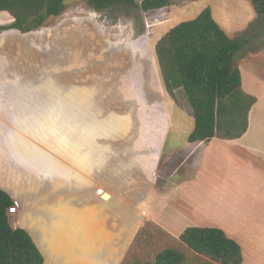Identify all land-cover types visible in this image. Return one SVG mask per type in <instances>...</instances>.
<instances>
[{"label": "rangeland", "instance_id": "rangeland-1", "mask_svg": "<svg viewBox=\"0 0 264 264\" xmlns=\"http://www.w3.org/2000/svg\"><path fill=\"white\" fill-rule=\"evenodd\" d=\"M207 8L212 10L214 18L230 38L248 40L237 58L246 84H264V23L262 28L259 27V16L251 0L177 1L170 7L143 14L144 32L141 35H137L135 24L128 16L117 18L116 12L97 13L83 0H70L64 15L28 34L3 29L11 26L14 20L9 13L0 12V86L8 83L11 88L10 96L5 94L6 106L10 109V128L0 126V187L17 203L12 216L13 226L22 227L33 236L45 256L44 264H154L156 256L166 248L183 252L186 255L183 264L210 261L149 219L146 206L140 207L138 221L131 230L124 222L120 226L116 218L113 223L108 220V230L122 232L120 251L94 254L79 249L87 244L83 233L89 232L77 227L75 236L68 227L67 217L70 212L83 218L81 202L67 189L55 190L56 183L73 180L75 173L87 178L96 189H103L96 183L98 175L82 170L90 148L87 142H90L82 136V129L71 127V117L58 114L56 134L51 126L43 129L35 122L44 115L50 119L53 114L48 108L49 103L43 109L36 107V96L41 95L44 102L47 97V93L35 91L36 88L45 84L69 88L76 104L92 101L91 113L104 123L106 133H98L99 138L92 142L97 145L99 140H106L108 147H117L119 140L115 138L124 132H135L137 128V116L134 110L124 106L119 91L122 83L131 89L132 78L125 75L131 71L130 66H136L140 53L145 58L147 77L153 78L151 66L153 60L157 63L158 42L171 29L195 19ZM257 69L262 72L263 75L258 73L261 77L256 76ZM134 77L136 81L138 76ZM260 91L258 97L264 98V90ZM176 101L183 113L181 119L185 125L181 127L186 132L190 119L191 125L195 126L193 110L183 90L177 91ZM178 115V111L173 112L174 133L182 134ZM147 118L142 116L144 131L150 125ZM21 119H30L31 125H20ZM10 129L20 132L25 139ZM79 142L86 151L73 148ZM209 149L200 159V187L210 198L188 200L183 208L186 220L200 227L220 228L227 235L236 233L252 264H264V168L252 160L248 164V154L240 150L235 155L231 151L233 160L228 154L220 155L218 165L222 171L216 172L212 167L216 155ZM230 161L235 170L226 167ZM54 174L56 177H51ZM185 191L194 196L192 189ZM99 193L107 198L103 190ZM56 194L61 198H55ZM73 206L76 212H73ZM111 210L110 206L106 208L108 216ZM116 238L108 240L109 248L116 243Z\"/></svg>", "mask_w": 264, "mask_h": 264}, {"label": "crops", "instance_id": "crops-1", "mask_svg": "<svg viewBox=\"0 0 264 264\" xmlns=\"http://www.w3.org/2000/svg\"><path fill=\"white\" fill-rule=\"evenodd\" d=\"M141 56L139 53L136 66L131 65V71L125 74L132 78L131 89L128 90L129 85L126 83H122L119 89L124 99V106L129 110H134L137 116V128L135 132L133 130L132 132H124L121 136L115 138V140H119L117 147H108L106 140H99L98 146L92 142L99 138L98 133H106L104 132V123H101L91 113L92 101L76 104L74 95L70 93L69 88H57L45 84L35 90L42 94L47 93L45 102L41 95L36 96V107L43 109L45 104L49 103L48 108H51L53 112L51 120L47 119L45 115L36 118L35 122L40 124V128L44 127L43 129H45L51 126L50 128L56 134L58 114L67 118L71 117L69 118L72 122H70L71 127L82 129V136L90 142H87V145L90 146L89 150L80 145L83 139L79 144L73 145V148L79 152L87 150L88 158L82 170L86 173L89 171L98 175L96 176L98 177L96 183L103 189H96L95 185L89 183L84 176L77 175L71 167L74 170L75 178L66 180V183H63L64 181L56 183L55 191L67 189L70 194H76L75 199L79 198L77 200L81 202L82 208L80 210L84 213L83 218H77L74 213L69 212L67 217L68 227L72 228L73 231L77 227L88 230L89 233H83L87 244L79 249L94 254L107 250L120 251L123 242L122 232L117 231V233H114L112 229L108 230V220L113 223L117 219L120 221V226L124 222L131 230L138 221L137 216L142 206H146L149 219L160 225L175 239H179L188 227L195 225L189 223L191 220H186L183 208L188 200L190 201L196 197L201 199L210 198L209 195L205 196L201 192L200 187L202 182L200 159L207 149L210 148L212 154L216 155L215 160L212 162V167L215 168L216 172L222 171L218 165L220 155L228 154L229 159L233 160L231 151L235 155L240 150L248 154L247 160H250L248 164H251L252 160L254 163L258 162L264 168V98L258 97L257 94L258 91L261 92L260 89L264 90V84H258L257 86L255 82L254 85H248L243 78V91L257 98V103L249 113V127L244 135L235 139L216 137L209 143H191L188 138L195 127L191 125V119L188 121V124H190L188 125L189 130L183 131L182 125H185L181 119L183 113L179 110L176 97L173 98L166 90L156 60H153L151 66L153 78L147 77L145 58ZM255 72L256 76L263 75L259 69ZM135 75L138 76L136 81ZM10 93V84L3 83L0 86V126H7L8 128H10V109L6 106L5 94L9 97ZM21 103L25 104V101ZM174 111L179 113L178 121L180 123L179 128L183 131L182 134L174 133ZM144 115L148 117L150 124L147 131H144L141 127L142 116ZM31 122L30 119L19 121L22 126H26V123L31 125ZM10 131L18 133L22 139H25L20 132L13 129H10ZM92 145H94V148ZM250 156L252 159H250ZM54 159L56 162H60L57 158ZM232 164H234L233 161H230V165H226V167L229 166L235 170L236 167ZM51 177H56V175H51ZM188 189L194 191V196L186 193L185 190ZM100 190H103L107 198L99 193ZM57 197L60 196L56 194L55 198ZM72 201L70 202L72 203ZM57 205H61V203ZM108 206L112 209L110 216L107 215L106 211ZM75 207L77 206L75 205ZM72 210L73 212L77 211L74 206ZM72 210L68 208V211ZM73 233L75 234V231ZM228 235H231L230 238H234L242 246L243 264H252L251 257L249 258L246 254V248L239 239L240 237H236V233L231 232ZM116 236V243L112 244V248H109L107 245L108 240Z\"/></svg>", "mask_w": 264, "mask_h": 264}, {"label": "trees", "instance_id": "trees-1", "mask_svg": "<svg viewBox=\"0 0 264 264\" xmlns=\"http://www.w3.org/2000/svg\"><path fill=\"white\" fill-rule=\"evenodd\" d=\"M70 0H0V12L14 22L3 29L23 34L39 30L68 10ZM97 13L116 12L128 16L137 35L144 32L145 13L172 6L177 1L201 0H83ZM264 23V0H251ZM262 28V27H261ZM247 39H232L214 18L210 8L195 19L174 27L156 46L157 64L163 84L175 98L183 90L193 110L195 127L188 140L209 143L214 138L235 139L249 127V113L257 98L243 91V77L237 63ZM17 209L14 198L0 187V264H44L45 257L33 236L14 227ZM180 242L195 253L210 259L202 264H243L242 246L215 227H188ZM186 255L175 248L160 252L154 264H183ZM127 264V263H126Z\"/></svg>", "mask_w": 264, "mask_h": 264}]
</instances>
